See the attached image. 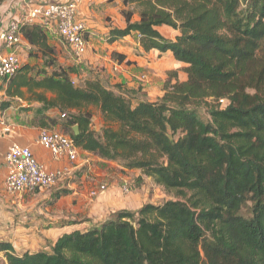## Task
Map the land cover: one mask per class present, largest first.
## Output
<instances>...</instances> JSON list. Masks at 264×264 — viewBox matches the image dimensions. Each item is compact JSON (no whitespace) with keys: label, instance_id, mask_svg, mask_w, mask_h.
Segmentation results:
<instances>
[{"label":"trees","instance_id":"16d2710c","mask_svg":"<svg viewBox=\"0 0 264 264\" xmlns=\"http://www.w3.org/2000/svg\"><path fill=\"white\" fill-rule=\"evenodd\" d=\"M121 1L125 26L110 27L107 40L136 33L143 51H170L185 63L184 80L167 73L156 101L141 87L111 89L97 78L77 85L70 78L77 69L54 68L43 28L31 24L20 32L52 70L30 81L20 66L3 80L5 92L22 99L27 88L41 104L37 115L56 110L80 149L139 170L137 179L149 177L180 199L120 209L63 233L50 251L17 253L0 240V252L7 264H264V0ZM161 25L178 34L163 37ZM9 106L3 101L0 110ZM90 107L105 123L100 133Z\"/></svg>","mask_w":264,"mask_h":264},{"label":"crops","instance_id":"0c3cea01","mask_svg":"<svg viewBox=\"0 0 264 264\" xmlns=\"http://www.w3.org/2000/svg\"><path fill=\"white\" fill-rule=\"evenodd\" d=\"M30 1L32 2L35 0H28L27 2ZM105 1L106 0H79L81 14L87 20L88 32L86 36L87 52L82 58V61L76 62V68L82 71L83 67L81 64L83 63L88 69H94L97 71H95V76H93L90 72H84L83 70L82 73L88 78H97L100 82H102V84L111 89H113L115 85H121L124 88L141 87V91L144 93L145 98L148 101H156L164 92L163 83L167 78V73L174 71L176 72V76L179 80H184L185 73L183 69L186 64L177 61L170 51L159 52L156 49H152L147 52L143 51L139 45L138 35L136 33H131L130 35L112 42L108 41L109 28H123L125 26V20L120 13L123 7L121 9L119 7L118 10H116L115 8L108 7L104 3ZM94 2L96 5H93ZM99 7H106L108 11L105 16H109L110 21H105V16L95 15L96 18H93L92 14L94 9ZM22 10V2L19 1L17 4V0H6L0 6V12L4 13V16L18 15ZM132 20L136 21L138 18L135 17ZM157 30L163 37L171 40H173L178 34L177 30H174L166 25L158 26ZM43 31L47 38V45L52 47L54 50L52 58L55 61L54 63L57 64V57L60 60V56H62L64 51L67 50L66 45L56 32L44 29ZM29 49L35 50L37 48L29 43L23 34H21V47L19 49L20 57H22L25 52L27 53V50ZM113 52L121 55L123 59H114L111 56ZM43 58L45 59V57ZM22 66L29 68L24 64ZM46 67L52 68V66ZM78 74L82 75L81 73ZM175 78V76H172V82L175 81ZM106 79L109 81L111 86L104 83ZM53 111H55L56 114L58 113L56 110ZM23 114L24 113H21L19 116L21 121L25 120V117L27 118V116H23ZM6 116H10V113L7 112L6 109L0 110V129L2 131L0 136V231L8 228V233L6 235H2L3 233L0 232V240L11 243L15 252L50 251L57 238L63 233H68L73 230H85L93 225H98L111 213L120 209H129L122 207V202L120 199L118 200L117 193L112 194L110 192L104 200L99 197L96 198L93 203H90V199L92 198L88 199L87 196H84V198L87 197L85 201V212L72 213L70 210L75 207H72V204L69 202L71 201L70 195L68 196L70 193L69 191V193L55 199L54 209L57 210V214L48 216L49 221L46 226L42 223H37L28 229L24 226L20 229H14V225L11 221L14 220V214H18L19 212H10L11 210H15L13 207L14 205L12 203L11 205L7 199L2 198L5 195L4 178L6 174L4 155L8 146L12 143L29 146L35 158L42 162L47 168L56 169L67 167L70 170L69 175L72 174L78 165H76L77 161L68 162L65 159L53 160L48 151L36 144L38 132L40 129H43L41 124L30 123L29 125L27 122L13 121L8 123L6 120L4 121ZM82 151L89 153L84 150ZM100 160L108 163L106 160ZM118 167L122 170H127L121 166ZM69 175L66 177H69ZM65 178L61 181L62 184L65 182ZM67 185L71 188L68 181ZM105 192L102 194H106ZM83 193L84 192L81 191L82 196ZM71 198H74V195ZM140 206L142 205L137 206V208L132 207L129 210H136ZM15 230H22L24 232V239L22 241H15L14 238H11L16 236ZM26 232L29 233L26 235ZM12 233L13 235L11 236ZM0 258L1 264H7V261L1 252Z\"/></svg>","mask_w":264,"mask_h":264},{"label":"rangeland","instance_id":"374dc122","mask_svg":"<svg viewBox=\"0 0 264 264\" xmlns=\"http://www.w3.org/2000/svg\"><path fill=\"white\" fill-rule=\"evenodd\" d=\"M103 3V1H102ZM108 7L115 8L118 10L124 6L122 5L121 0H112V1H105L104 2ZM93 5H96L94 2ZM107 7V8H108ZM125 8L131 9L133 11L132 19L137 17V9L134 4H129ZM107 9L106 7H99L95 8L94 12L92 14L93 18H96L95 15L98 16H105L107 15ZM105 21H110L109 16H105ZM90 35V34H89ZM67 50L64 51V54L60 56V60L57 57V61L54 65V68L57 67H73L76 68V61L72 57L71 53L69 52L68 47L66 46ZM70 53V54H69ZM42 52L38 49L35 50H27V53L23 54L21 57V66L24 64L27 67H29L27 70H23L22 72H25L26 77L32 81V79H40L41 76L45 73H49L52 68H47L45 66V59L42 57ZM82 63V62H81ZM81 66L83 67L84 72H90V74H93L95 76L94 69H88L84 66L82 63ZM23 67V66H22ZM77 69V68H76ZM83 70H76V72L70 74V78L72 81L77 84L81 85L83 84L84 80H86L88 77L84 75L82 72ZM97 72V71H96ZM78 73H81L82 75H79ZM76 74V75H75ZM105 84L108 86H111L109 84V81L106 79L104 81ZM8 83L5 81H1L0 83V103L3 101H9L10 106L6 109L7 112L10 113V116H6L4 121L10 123L13 122H27V124H46L45 129H55L60 132H65L70 134L69 128H66V131L63 126L60 124H63L64 119L60 118V116H57L55 111L47 110L42 115H37L36 111L38 109H41V104L37 101L33 100L32 94L28 91L27 88H23V98H10L6 95V87ZM46 96H50L49 93H46ZM93 113L92 119H91V128L96 132L100 133L101 128L104 126V121L101 116V113L99 109L96 107H90ZM21 113H24L23 116L25 117V120H20L19 116ZM200 116L203 119H208V116L206 115L205 111L203 109L200 110ZM22 116V117H23ZM33 116V118H32ZM51 117V118H49ZM44 129V128H43ZM41 130V129H40ZM39 130V132H40ZM38 132V133H39ZM113 162V163H111ZM78 165L75 170L72 172V174L69 175V177L65 178V182L62 184V182H59L57 185L45 189V190H36L32 192H26L21 195H9L5 193L3 199H7L10 204L12 203L15 208V210H11L14 214V220L11 221V223L14 225V229L16 228H22L23 226L27 229L30 227H33L37 223H42L43 225H47V222L49 221L48 216L49 215H56L57 210L54 209V195L58 193L59 191L65 190L70 191L68 196L70 195V204H72L73 208L70 210V212L75 213H84L85 207H86V199L92 198L89 196V191L91 189H97L101 185H105L107 188L106 194H99L97 197H94L90 199V203L94 202L96 198H99L104 200L106 196L111 192L117 193L118 200L122 202L123 208H129L132 207L137 208L139 205H143L145 203H152V204H160L165 200L169 199H180L179 195L174 190H166L162 188L161 186H158L153 183L151 178L141 176V179H137L139 177V170L135 169H127L122 170L118 166H120L119 162L115 161H108L103 162L101 161L96 155L92 153H86L83 152L81 149L79 151V156L77 158ZM67 181L70 184V187L67 185ZM61 183V184H60ZM63 185V186H61ZM127 187L128 193L123 194L122 188ZM81 191L84 192L83 196L81 194ZM120 193V194H119ZM74 198H71L73 197ZM84 196H87L84 198ZM82 197V198H81ZM11 204V205H12ZM3 234L6 235L8 233V228L6 230L0 231ZM16 236L11 237L14 238L15 241H22L24 239L23 234L24 232L22 230H15ZM19 233V234H18ZM29 232H26V235ZM13 233L11 234V236ZM0 264H1V258H0Z\"/></svg>","mask_w":264,"mask_h":264},{"label":"built area","instance_id":"2783aa9c","mask_svg":"<svg viewBox=\"0 0 264 264\" xmlns=\"http://www.w3.org/2000/svg\"><path fill=\"white\" fill-rule=\"evenodd\" d=\"M19 1L22 2L23 10L18 15L4 16L0 12V81L11 78L21 66L19 49L20 29L23 25L36 24L44 30L56 32L74 60L82 61L87 52L88 25L81 14L79 0H17V4ZM219 102L224 104L225 100L220 99ZM1 132L0 129V136ZM36 144L48 151L53 160L75 162L79 156L80 148L72 138L58 130L41 129ZM4 165V191L9 195L49 189L70 173L67 167L47 168L35 158L29 146L17 143L8 146ZM106 190V186L101 185L97 189H91L89 196L97 197ZM122 192L127 194V187H123Z\"/></svg>","mask_w":264,"mask_h":264},{"label":"water","instance_id":"95a60500","mask_svg":"<svg viewBox=\"0 0 264 264\" xmlns=\"http://www.w3.org/2000/svg\"><path fill=\"white\" fill-rule=\"evenodd\" d=\"M73 131H74V133L76 134L77 133V126H73Z\"/></svg>","mask_w":264,"mask_h":264}]
</instances>
